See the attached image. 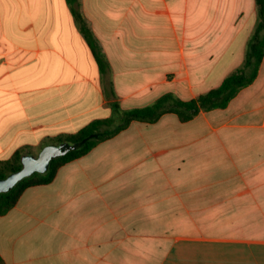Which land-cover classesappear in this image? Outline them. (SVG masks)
Wrapping results in <instances>:
<instances>
[{
  "label": "crops",
  "instance_id": "0c3cea01",
  "mask_svg": "<svg viewBox=\"0 0 264 264\" xmlns=\"http://www.w3.org/2000/svg\"><path fill=\"white\" fill-rule=\"evenodd\" d=\"M0 0V161L43 149L112 103L217 88L243 64L255 0ZM111 85L114 96L106 92ZM43 145V146H42ZM53 145V144H47ZM44 250L31 252L38 229ZM49 245V246H47ZM5 264H264V58L224 109L133 121L0 216Z\"/></svg>",
  "mask_w": 264,
  "mask_h": 264
},
{
  "label": "trees",
  "instance_id": "16d2710c",
  "mask_svg": "<svg viewBox=\"0 0 264 264\" xmlns=\"http://www.w3.org/2000/svg\"><path fill=\"white\" fill-rule=\"evenodd\" d=\"M71 4L73 14L80 21V30L83 34L101 72L106 71L107 64L99 47L85 22L77 13L73 4L76 0H67ZM258 15V24L250 36L244 55L243 64L228 75L222 83L197 98L189 101H181L171 94L160 97L154 104L129 111H120L116 102L112 103L113 115L107 119L95 120L78 132L60 137V144L74 145L76 148L61 157L53 158L44 173H33L31 176L18 182L8 192L0 193V216L12 209L20 195L29 187L46 185L53 181L57 169L75 159L89 153L99 143L112 138L125 129L133 121L153 123L167 113L178 116L182 122H186L198 115L201 111L224 109L237 93L249 86L257 77L259 67L264 58V0H255ZM108 95L114 96L111 85L106 89ZM25 155L23 151H17L8 159L0 161V179H5L12 173L22 168L21 159ZM0 264H5L0 256Z\"/></svg>",
  "mask_w": 264,
  "mask_h": 264
},
{
  "label": "water",
  "instance_id": "95a60500",
  "mask_svg": "<svg viewBox=\"0 0 264 264\" xmlns=\"http://www.w3.org/2000/svg\"><path fill=\"white\" fill-rule=\"evenodd\" d=\"M75 148L76 146L68 144L49 145L44 147L37 157L24 155L21 159L22 168L5 179H0V193L8 192L18 182L31 176L33 173H44L53 158L64 156Z\"/></svg>",
  "mask_w": 264,
  "mask_h": 264
},
{
  "label": "rangeland",
  "instance_id": "374dc122",
  "mask_svg": "<svg viewBox=\"0 0 264 264\" xmlns=\"http://www.w3.org/2000/svg\"><path fill=\"white\" fill-rule=\"evenodd\" d=\"M47 144H53V146L60 145L59 142L58 143L53 142V143H46V144H44V146H47ZM41 150L42 149H40V150L38 149L36 151H28V153H26V154L37 157ZM48 232H49V230L45 229L44 227L41 229H38L36 231V233L33 237V240H34V238H36V239L34 241H32V244L30 245L31 246V252L44 250V244L46 243V242H44V238L50 237V235H48ZM47 246H49V245H47Z\"/></svg>",
  "mask_w": 264,
  "mask_h": 264
}]
</instances>
